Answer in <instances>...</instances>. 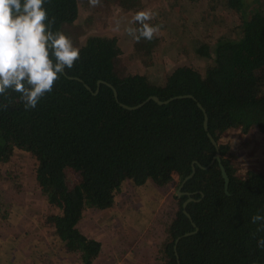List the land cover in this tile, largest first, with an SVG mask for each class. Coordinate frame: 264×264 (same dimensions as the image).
<instances>
[{
    "label": "trees",
    "instance_id": "1",
    "mask_svg": "<svg viewBox=\"0 0 264 264\" xmlns=\"http://www.w3.org/2000/svg\"><path fill=\"white\" fill-rule=\"evenodd\" d=\"M141 1L101 0L135 11ZM207 1L206 14L221 6L238 14L240 23L231 28L236 35L222 36L215 44L182 39L185 52L208 59L203 70L183 64L154 76L131 73L115 37L88 39L77 46L80 59L74 67L60 74L52 92L35 109L26 110L12 89L0 95V164L16 149L35 157L36 185L58 210L46 216L47 222L63 248L77 253L79 264H94L101 251V242L78 227L87 208L111 207L126 180L178 188L194 161L199 164L195 174L175 196L179 209L166 229L173 244L165 245L162 264H177L175 251L179 264L264 263V172L237 174L231 162L236 147L221 138L231 128L243 135L254 128L264 133V0ZM79 2L88 4V0H45L49 20L55 19L49 24L51 31L71 37L64 25L77 18ZM158 41L159 36L151 41L134 39L132 55L152 68ZM98 80L113 85L117 99L104 83L93 93ZM187 94L193 98L182 96L163 104L149 100L135 109L120 105H136L151 95L165 100ZM197 102L218 143L229 176L228 194L218 162H211L216 148ZM69 166L79 173V181L70 188L64 174ZM189 197L193 199L182 207ZM183 209L198 227L188 235L194 228ZM256 215L261 219L253 222ZM176 237L180 239L174 249Z\"/></svg>",
    "mask_w": 264,
    "mask_h": 264
},
{
    "label": "rangeland",
    "instance_id": "2",
    "mask_svg": "<svg viewBox=\"0 0 264 264\" xmlns=\"http://www.w3.org/2000/svg\"><path fill=\"white\" fill-rule=\"evenodd\" d=\"M246 1L251 4L259 0ZM146 9L156 13L150 23L161 26L152 68L134 58V37L125 31L134 27L130 22L135 13ZM207 11V0H142L137 11L103 2L97 7L79 2L77 18L64 27L76 47L88 39L115 37L127 70L154 76L183 64L203 70L208 59L191 50L185 52L181 45L184 37L215 44L222 36L236 35L231 28L240 23L238 14L221 6L211 14ZM221 138L237 147V156L231 159L237 174L264 172V133L254 128L243 135L231 128ZM36 165L35 157L21 149L0 164V264H79L77 253L63 248L47 222L46 216L58 210L36 185ZM64 174L69 188L79 181L78 171L71 166ZM177 189L174 184L162 187L151 180L143 184L126 180L111 207L87 208L78 227L101 242L94 264H162L165 245L173 244L166 229L179 209Z\"/></svg>",
    "mask_w": 264,
    "mask_h": 264
},
{
    "label": "clouds",
    "instance_id": "3",
    "mask_svg": "<svg viewBox=\"0 0 264 264\" xmlns=\"http://www.w3.org/2000/svg\"><path fill=\"white\" fill-rule=\"evenodd\" d=\"M88 3L97 7L101 0ZM44 4L45 0H0V95L8 89L19 93L26 110L35 109L52 92L60 74L80 59V49L72 39L63 31L53 32L49 28L55 19L49 20ZM155 16L150 9L138 11L130 25L139 27L129 26L125 31L137 42L142 38L151 41L161 31L159 24L150 23ZM115 30H119V25ZM259 219L256 215L253 222Z\"/></svg>",
    "mask_w": 264,
    "mask_h": 264
},
{
    "label": "water",
    "instance_id": "4",
    "mask_svg": "<svg viewBox=\"0 0 264 264\" xmlns=\"http://www.w3.org/2000/svg\"><path fill=\"white\" fill-rule=\"evenodd\" d=\"M73 78H75V79L81 81V79L78 78V77H73ZM102 83L107 84L109 87H111V89H112V91H113V94H114V96H115L116 99H117V91H116V88H115L113 85H111V84H109V83H107V82H105V81H103V80H98V81H97L96 89L94 90L93 93L98 92V89H99V87H100V84H102ZM85 87H86L87 89L91 90V87H90L89 85L85 84ZM182 96H189V97H192V98H193L192 95L187 94V95H177V96H173V97H170V98H168V99H165V100H160V99H158L157 96H155V95H151V96L147 97L144 101H142V102H140V103H138V104H136V105L128 106V105L123 104V103H120V105L123 106V107H125V108H128V109H135V108L140 107L142 104H144L146 101H149V100H154V101L157 102L158 104H163V103H167V102H169V101L172 100V99H175V98H178V97H182ZM197 104H198V106H199V107L202 109V111H203V126H204V129H205V131H206V133H207L209 139L211 140V142L214 144V146H215V148H216V152H215L214 157H213V159H212L211 162H214V161H217V162H218V164H219V168H220V172H221V176H222L223 183H224V191H225V193L228 194V193H229V192H228V187H229V176H228V174H227V171H226L225 166H224V165L222 164V162H221V157H220V151H219L218 143H217V141L214 139V137L211 135V133H210L209 130H208V126H207L208 115H207L205 109L203 108V106H202L199 102H197ZM195 164H197V165L199 166L198 162H197V161H194V162L192 163V169H191V172H190V173H189V174H188V175L182 180L180 186L178 187L177 192H176V195H177L178 197L183 193V192L181 191V188H182V186L184 185L185 181H186L188 178L192 177V176L195 174V171H196V165H195ZM200 167H201V166H200ZM191 199H193V198H192V197H189L187 200H185V201L183 202V204H182V207H185L187 201H189V200H191ZM183 212L187 215V217L189 218V220H190V222H191V225H192L193 228H194V230H193L192 232H186L185 235H188V234H190V233H194V232H196V231L198 230V227L196 226L195 222L192 220L191 215L188 213V211H187L186 209H183ZM179 239H180V237H177V238L175 239V243H177V241H178ZM174 249H176V244L174 245ZM175 256H176V259H177V264H179L178 253H177L176 251H175ZM252 264H264V263H252Z\"/></svg>",
    "mask_w": 264,
    "mask_h": 264
},
{
    "label": "crops",
    "instance_id": "5",
    "mask_svg": "<svg viewBox=\"0 0 264 264\" xmlns=\"http://www.w3.org/2000/svg\"><path fill=\"white\" fill-rule=\"evenodd\" d=\"M236 153H237V147H236ZM1 249V248H0Z\"/></svg>",
    "mask_w": 264,
    "mask_h": 264
}]
</instances>
